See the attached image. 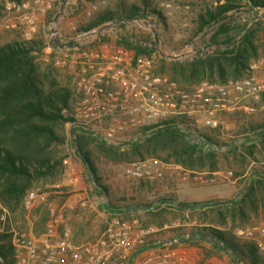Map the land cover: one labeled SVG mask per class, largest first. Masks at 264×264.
<instances>
[{"label":"trees","instance_id":"1","mask_svg":"<svg viewBox=\"0 0 264 264\" xmlns=\"http://www.w3.org/2000/svg\"><path fill=\"white\" fill-rule=\"evenodd\" d=\"M199 1L202 5L197 12L198 24L193 26L191 38L200 37L204 48L213 47V50L201 51L182 60L161 58L159 68L155 69L159 73H167L185 89L203 80L224 82L238 78L246 72L251 59L264 53V0ZM239 11L246 17L234 14ZM148 15L166 25V17L156 9L153 0H138L137 3L118 0L114 7L106 6L96 11L83 29L107 22L122 26L131 19ZM121 18L124 20L117 22ZM122 39L127 47L135 51V55H151L155 50L138 44L137 40ZM41 46L34 40L0 45V201L4 205L13 211L22 209L23 197L41 183L49 184L51 188L40 189L38 194L56 192L59 187L68 189V186L59 184L63 182L67 170L64 163L68 157L66 146L72 144L76 147L74 155L83 158L82 164L92 176L95 192L104 194L109 207L115 209L154 205L163 198L175 200L177 197L172 192H165L147 200L140 196L143 188L136 190L139 196L117 195L104 181L102 163L129 161L131 156L160 157L164 154L161 157L165 161L181 164L192 171H212L221 162L236 164L240 170L233 172L235 177L242 175L250 166L242 190L250 181L251 184L240 198L211 199L209 201L234 202L187 210L190 213L198 211L202 224L189 226L187 234L182 232V228L173 227L168 232H158L156 236L166 233L183 238L192 234L209 235L216 239V243L210 244L214 249L217 250L218 244H221L243 264H264V255L252 240H239L233 235L236 227L250 223L254 217L264 219V178L261 177L264 176V163L256 156L257 153L264 156V119L256 121L249 118L242 131L231 138H220L218 129L205 131L202 133L204 143L192 142L174 129H164L141 137L134 145L116 146L124 141H133L143 132L160 125L180 124L176 119L145 126L115 142H103L81 131L70 135L66 124L71 120L70 108L76 94L57 82L52 69L44 71L39 68L34 52ZM262 100L264 102V94ZM184 130L189 129L184 127ZM99 207L112 216L122 217L132 213L111 214L102 205ZM143 209L149 218L154 219L167 209L186 211L172 204H165L156 210ZM156 225L162 226V222ZM8 233L0 232V258L4 264H11L10 247L6 241ZM159 238L147 239L138 247L156 242ZM188 242L196 243L197 240Z\"/></svg>","mask_w":264,"mask_h":264},{"label":"built area","instance_id":"2","mask_svg":"<svg viewBox=\"0 0 264 264\" xmlns=\"http://www.w3.org/2000/svg\"><path fill=\"white\" fill-rule=\"evenodd\" d=\"M159 6L167 10L179 8L171 0H161ZM51 7V0H5L4 9L15 22H4L3 27L10 29L22 24L24 38L29 40L38 32L41 18ZM98 8L99 3L90 2L85 12L90 15ZM61 18L56 15L48 23L44 49L55 67L73 62L78 69L80 79L70 108L68 130L81 126L92 131L98 140L115 142L145 126L176 119L180 121L176 125L182 130L188 128L195 137L192 142L204 143L202 133L222 130L229 116L252 114L263 108L264 57L251 59L246 72L238 78L224 82L203 80L185 89L167 74L156 72L150 57L135 55L132 48L103 39L105 32L100 26L74 30L66 38ZM67 158L64 159L66 165ZM124 173L137 179L175 175L181 180L193 179L199 183L212 182L213 175L219 174L214 171L207 176V173L157 158L133 160L125 165ZM226 174L232 176L230 171ZM45 195V192L38 194L42 199ZM33 199L30 193L26 201ZM47 210L46 234L36 236L22 230L10 231L7 242L11 264H122L148 234V229L137 226L135 221L109 216L97 236L77 243L71 239L69 228H64L62 233L58 231L63 219L61 208L50 205ZM6 220L7 214L2 208L0 232ZM235 234L252 240L264 255V227H242ZM186 254L185 249H154L139 254L132 264H191Z\"/></svg>","mask_w":264,"mask_h":264},{"label":"rangeland","instance_id":"3","mask_svg":"<svg viewBox=\"0 0 264 264\" xmlns=\"http://www.w3.org/2000/svg\"><path fill=\"white\" fill-rule=\"evenodd\" d=\"M118 0H51L52 7L47 14H45L38 25V32L34 34L31 39L41 43V48L36 49L34 55L36 56V62L41 70H47V68L52 69V75L55 76L57 82L60 85L68 87L73 93L77 92L78 88V69L75 67L74 63L71 62L62 67H55L51 62L50 55L44 49L47 40V26L52 17L56 15H61L60 24L65 37L68 38L75 31L84 30L86 26L96 11L102 9L106 6L114 7ZM128 2L137 3L138 0H127ZM161 0H153L156 9L161 10L163 15L166 17V25L161 24L155 17L148 15L145 18H135L131 19L122 26L112 24V22H107L108 26L99 25L104 29L105 35L103 39L126 46L123 41V37H127L128 41H135L141 45H147L148 48L153 47L155 50L151 52V55H145L151 58L152 65L154 69L159 68L161 58L166 60L171 59H186L191 58L201 51H208L213 47H205L204 43L201 41L200 37H192L191 31L193 26H197V12L201 10L202 2L199 0H171L179 8L176 9H163L159 6ZM5 0H0V45L12 42V41H24V26L22 24H17L15 28H4V22H15L10 14H8L4 9ZM90 2L99 3V8L92 12L90 15L86 14L85 9ZM104 2V3H102ZM77 8L74 12H70L71 9ZM235 15L240 17H246L241 11L235 12ZM166 26V27H164ZM96 27V26H94ZM92 28V27H90ZM207 36V35H206ZM191 39V40H190ZM188 43L184 44V42ZM27 41V40H25ZM195 47V50H191L189 46ZM264 57V53L253 58ZM156 71V70H155ZM158 72V71H156ZM167 74V73H165ZM198 84V83H197ZM196 85V84H195ZM192 85L190 88H192ZM263 108L259 109L256 113L249 114L250 116H237V114L231 115L227 118V122L222 130H219L218 136L222 139L235 137L237 133L242 131V127L247 123L248 119L261 120L264 119V102L262 100ZM236 115V116H235ZM67 126V124H66ZM68 130V129H67ZM132 134H128L123 138H127ZM122 138V139H123ZM66 150L69 156H74L75 145H67ZM161 156H164L162 154ZM139 157L131 156L129 161H123L119 163H102L101 168L104 174V181L110 185L113 192L117 195H138L136 192L139 188H143L140 196L146 198L147 200L152 199L157 194H163L160 186H172L171 190L178 195L177 191H182L185 189H191L187 192L185 197H180L182 200H190L193 198L201 197L204 192L212 193L218 197H223L226 199H236L243 185L246 182V176L248 175V166L242 175L234 176L233 172L235 170H240L238 165H228L221 162L218 167L212 171H197L210 173L217 171L219 174L213 175L215 177L214 181L199 183L193 179L181 180L175 175H166L161 179H137L128 177L124 173V167L127 163L142 158H157L164 160L162 157ZM257 158L264 163V156L261 154H256ZM172 162V161H168ZM76 173L78 175V181L76 185H67L68 189L58 188L60 193L45 192L46 195L42 199L38 196V190H49L51 186L49 184H39L37 187H33L29 192L23 197L22 209L11 210L6 205L0 201V209L4 208L7 214V220L4 224L3 232H9L11 230H22L25 232L32 233L36 236L43 235L47 233L46 223L48 219V206L53 205L61 208L63 219L61 225L58 227V231L62 233L64 228H69L70 237L74 242L83 243L91 240L98 233H100L104 227L105 220L109 215L99 206L107 201V197L102 193L97 194L94 190V183L90 178V173L85 169V167L80 162V159L76 161ZM230 171L232 176H226V172ZM72 175V174H71ZM67 175H65L66 178ZM59 186H66L60 183ZM142 186V187H141ZM175 190V191H174ZM32 193L34 199L30 202L26 201L27 195ZM187 197V198H186ZM69 204L72 206L70 207ZM198 211L190 213L189 211L177 212L166 211L163 212L159 217H151L144 212V209H138L132 211L131 214L125 216H118L123 220L134 222L137 226H141L148 229V234L145 236V240L151 238H160L171 236V234H160L156 236L158 231L156 230V223L162 222L166 224V228L171 224L181 221H192L196 220V223L201 225L200 217ZM197 224V225H198ZM261 226L264 227V219L262 217H254L250 223L244 226L236 227L233 230V235L239 240H248L242 238L235 234L238 228L247 226ZM158 226V225H157ZM177 226V225H176ZM182 232L186 234L190 231L189 225L183 227ZM163 232V231H159ZM159 235V234H158ZM7 236V238H8ZM190 236V235H188ZM199 236V235H197ZM196 243L185 242L182 243L173 242L164 245L163 247L155 248V250H162L164 248L170 249H189L190 262L191 264H236L232 262L222 251L214 249L210 244L211 242L196 238ZM7 241V239H6ZM154 249L147 250L151 252ZM145 251V252H147ZM127 259H123L122 264H126Z\"/></svg>","mask_w":264,"mask_h":264},{"label":"water","instance_id":"4","mask_svg":"<svg viewBox=\"0 0 264 264\" xmlns=\"http://www.w3.org/2000/svg\"><path fill=\"white\" fill-rule=\"evenodd\" d=\"M124 19L121 18L119 19L117 22H122ZM112 24H115V22H112ZM164 129H174L176 130L180 135L190 139V140H193L195 139L194 136H192L191 132H188V131H185V130H182L178 125H176L175 123H167V124H163V125H160L148 132H146V134H143L141 136H139V138L133 140V141H124V142H121L119 144H117L116 146L117 147H122V146H125V145H134L136 142L139 141V139L143 136H146V135H151L153 133H156V132H159L161 130H164ZM75 131H81V132H84V133H88L92 136H94L93 132L88 130V129H85V128H82L81 126H72L70 128V135L73 134V132ZM100 141H103V142H106L105 140H100ZM75 152H76V147H75ZM78 157L80 158V160L83 162V158L81 156L78 155ZM90 178H92L91 174L89 175ZM262 178H264L263 175H261ZM251 184V181L249 182V184L240 192L239 196L237 198H240L243 193L245 191H247V189L249 188ZM104 195V194H103ZM105 196V195H104ZM234 200H214V201H203V202H190V203H185V202H181L177 199L175 200H171V199H166V198H163L161 200H159L156 204L154 205H149V204H145V205H135V206H131V207H124V208H118V209H115V208H110L109 205L107 204V201L105 200L104 203L102 204L103 208L105 210H107L109 213L111 214H122L126 211H136L138 209H141V208H145V209H151V210H156L158 208H160L161 206L165 205V204H172L176 207H179L181 209H189V210H194V209H201V208H206V207H213V206H217V205H221V204H226V203H233ZM196 238H200V239H204V240H207L211 243H216V239L214 237H211L209 235H205V234H200L199 236H197L196 234H192L190 236H186V237H180V236H177V235H172V236H167V237H164L156 242H152V243H149V244H146L144 246H141V247H138L136 248L135 250H133L129 256H128V259H127V262L126 264H132L134 259L141 253L147 251V250H151V249H155V248H158V247H161L163 245H166L168 243H173V242H178V243H185L187 241H190V240H194ZM218 250L219 251H222L223 253H225V255L234 263L236 264H243L241 263L237 258L236 256L228 250L227 247L221 245V244H218ZM0 264H4L3 261L1 260L0 258Z\"/></svg>","mask_w":264,"mask_h":264},{"label":"crops","instance_id":"5","mask_svg":"<svg viewBox=\"0 0 264 264\" xmlns=\"http://www.w3.org/2000/svg\"><path fill=\"white\" fill-rule=\"evenodd\" d=\"M105 26H108L107 24ZM80 158L76 155L74 156H69L67 158V170H66V178H64L63 180V185H76L77 181H78V175L76 173V161H78ZM80 162L82 163V161L80 160ZM83 165V164H82ZM72 174V175H71ZM172 186H166V185H163V186H160L161 190L162 191H165V192H172L171 190H173L171 188ZM191 190V189H189ZM188 189H185V190H182V191H177L178 192V195H176L177 197V200L181 201V202H185V203H190V202H203V201H209L211 199H214L216 198L217 196L216 195H213L212 193H209V192H204L201 197H198V198H193V199H190V200H182L180 197H185V195H187V192L189 191ZM175 191V190H174ZM61 191H56L54 193H60ZM187 198V197H186ZM70 207H72L70 204H69ZM104 209V208H103ZM168 211H172L174 212V210L172 209H167ZM184 210H189V209H184ZM178 220V222H175L173 224H171L169 227H165L166 224H163L162 226H157L155 225L154 227H156V230L159 232V231H165V232H168L167 230L169 228H173V227H180L179 225L183 226V227H186L187 225L191 226V225H197L198 223H196V220H192V221H181L179 223V219H176ZM177 225V226H176ZM199 225V224H198ZM168 233H166L167 235ZM172 236V235H171ZM181 245H185V243H182ZM185 251H187V254H186V259L190 262V255H189V249H186L185 248Z\"/></svg>","mask_w":264,"mask_h":264}]
</instances>
